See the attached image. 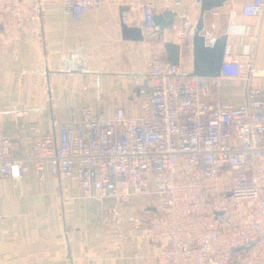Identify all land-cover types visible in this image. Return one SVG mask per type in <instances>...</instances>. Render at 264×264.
<instances>
[{"label":"built area","instance_id":"built-area-1","mask_svg":"<svg viewBox=\"0 0 264 264\" xmlns=\"http://www.w3.org/2000/svg\"><path fill=\"white\" fill-rule=\"evenodd\" d=\"M48 1L0 0V44L16 43ZM169 1L173 7L182 4ZM104 3L61 0L72 17ZM133 8L151 34L157 3L139 1ZM263 8L264 0H251L240 12L255 17ZM31 31L38 37L40 27ZM239 35L241 51L226 47L219 75L209 77L172 63L164 45L152 43L150 90L140 98L136 116L122 106L104 112L85 105L79 126L73 121L43 133L32 125L29 148L36 178L43 179L48 165L51 174L71 177L84 198L112 197L120 205L143 201V209L151 212L146 235L165 240L153 264H264V91L252 82L258 76L257 36L245 29ZM235 80L244 83L243 102L209 100V87ZM12 145L0 127V177L18 181L26 167L10 155Z\"/></svg>","mask_w":264,"mask_h":264},{"label":"crops","instance_id":"crops-1","mask_svg":"<svg viewBox=\"0 0 264 264\" xmlns=\"http://www.w3.org/2000/svg\"><path fill=\"white\" fill-rule=\"evenodd\" d=\"M139 1L146 0H105L100 9L72 17L61 0H50L16 43L0 44V127L13 139L10 155L26 167L21 180L0 177V264H153L165 244L146 235L151 212L140 207L143 201L133 198L120 205L112 197L84 198L71 177L51 174L48 165L38 180L30 159L32 125L43 133H55L73 121L79 126L85 105L104 112L122 106L127 115H138V102L151 85L147 61L152 43L179 45V63L192 72L191 36L199 0H182L177 7L169 0H152L157 12H175L172 27L157 41L126 40L122 23L148 36L133 8ZM249 1L226 0L205 12V32L210 38L227 32L232 53L242 49L241 29L256 35L258 76L252 82L264 91V8L258 16H244L241 5ZM36 25L38 37L31 31ZM208 93L211 102L239 104L244 83L222 81Z\"/></svg>","mask_w":264,"mask_h":264},{"label":"water","instance_id":"water-1","mask_svg":"<svg viewBox=\"0 0 264 264\" xmlns=\"http://www.w3.org/2000/svg\"><path fill=\"white\" fill-rule=\"evenodd\" d=\"M226 0H199L198 16L191 36L192 73L199 76H218L222 60L227 47L228 33L224 32L216 37L209 38L205 32L204 14L215 8L223 6ZM128 7H125L127 10ZM175 12L165 8L152 17L153 31L147 37H142L140 28L127 27L122 23V37L126 40L157 41L159 34L167 28L172 27ZM208 40V41H207ZM167 51V59L172 63H179V45L171 42L164 43ZM250 244L244 245V249ZM235 248L234 250H239Z\"/></svg>","mask_w":264,"mask_h":264},{"label":"rangeland","instance_id":"rangeland-1","mask_svg":"<svg viewBox=\"0 0 264 264\" xmlns=\"http://www.w3.org/2000/svg\"><path fill=\"white\" fill-rule=\"evenodd\" d=\"M224 180L222 179L221 182L217 185L218 188H221L222 187V184H223ZM141 201V200H140ZM143 203V202H142ZM141 203V208H144V205Z\"/></svg>","mask_w":264,"mask_h":264}]
</instances>
